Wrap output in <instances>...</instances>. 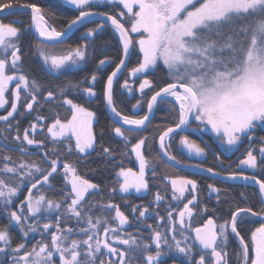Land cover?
Returning a JSON list of instances; mask_svg holds the SVG:
<instances>
[{"label": "snow or ice", "instance_id": "6c2138e0", "mask_svg": "<svg viewBox=\"0 0 264 264\" xmlns=\"http://www.w3.org/2000/svg\"><path fill=\"white\" fill-rule=\"evenodd\" d=\"M67 3L79 14L70 19L63 31H58L46 19L45 9L36 3L0 0V109L5 112L0 115L4 125L0 128V214L7 220L0 226V264H264V222L250 230L249 236L242 235L243 226L252 222L250 218L264 221V136L255 134L257 128L264 129V0ZM101 6L122 8L111 12L99 10ZM22 12L30 13L27 28L5 19L6 15ZM90 23L95 27L84 32L86 42L82 46L60 56L40 50L34 53L39 66L33 69L25 65L22 37L28 28H34L45 41L63 42L74 29ZM108 29L117 34L124 57L129 56L134 45L129 33L138 34L135 44L141 58L129 74H144L138 91L141 96L146 90L151 92L143 115L122 114L115 106V78L125 66V59H120L115 70L106 75V81L101 69L110 59L96 57L94 47L89 59L95 38ZM158 66L165 73L159 83L149 78L151 70ZM74 70L86 74L75 81L56 82L59 76ZM49 75L56 79H46ZM13 82L15 86L10 91ZM98 84L102 85L100 96L117 118L113 123L118 126L110 134L121 138L128 154H134L138 162V171L123 167L122 159L114 163L115 150L101 145L105 166L112 165L118 178V189L114 186L108 193L103 192L102 184L78 174L79 160L76 165L62 161L56 148L49 151L45 140L35 138L43 129L51 143L63 146L65 157L73 153L78 157L90 155L97 144L93 131L96 113L79 100L97 97ZM122 87L133 92L128 79ZM159 104L169 105L175 117L172 124L154 139V148L149 147L146 136L132 143L125 132H143ZM46 107H67L71 116L61 119L58 112L44 116L41 112ZM132 107H143L142 100L137 99ZM21 119L27 120V126H21ZM208 129L225 150L247 141L243 158L238 161L240 170L228 172L223 178L258 186V191L252 193L257 197L254 204H248L247 194L241 192L247 206L237 204L234 210L230 208L223 222H218L219 217L208 216L202 226L193 228L189 221L195 213L207 214L210 210L207 205L199 207L198 194L202 189L197 179L188 176H161L165 192L169 188L171 191L163 214L159 209L165 196L159 190L147 205L114 202L117 191L128 194L150 190L149 173L154 180L159 171L148 155L153 150L161 162L220 176L213 167L185 163L169 152L173 134L179 136L183 132L186 134L180 136L179 146L189 156H204L205 147L190 139L189 134ZM33 147L43 150L40 163L29 159L17 162L5 154L18 152L27 158L34 154L30 151ZM213 155L219 160V155ZM247 169L252 173L248 174ZM57 176L63 182L60 201L41 191L46 186L55 190L53 182ZM206 188L209 196L217 194L220 203L221 190L213 184ZM101 194L110 199H92ZM257 206L258 211L254 210ZM130 227L133 231H128ZM13 228L21 234L18 243L13 240ZM31 234L40 239L31 243L27 239Z\"/></svg>", "mask_w": 264, "mask_h": 264}, {"label": "flooded vegetation", "instance_id": "af4514ba", "mask_svg": "<svg viewBox=\"0 0 264 264\" xmlns=\"http://www.w3.org/2000/svg\"><path fill=\"white\" fill-rule=\"evenodd\" d=\"M33 2H35L37 5L45 9V12L47 13L46 19L48 20L49 24L55 26L58 31H62L66 27L70 19H74L79 14L78 11L72 5L67 3V0H33ZM120 8H122V6H120ZM120 8H107L101 6L99 10L116 12L119 11ZM5 19L15 20L17 21L18 26L22 28H27L28 24L30 23V13L22 12L16 16L6 15ZM92 27H95V24L90 23L83 27L75 29L73 33L66 40H64L63 42H58L53 44L50 43L47 44L38 40L34 36L32 32V28H28L24 36L22 37L23 49L26 54L25 65L27 67H32L33 69H36L40 64V61L37 59L34 53L40 50H43L48 55L60 56L67 54V52L71 48H75L76 46H82L86 42L83 38L84 32H86L88 28H92ZM131 34L132 33H130V35ZM111 36H113L115 39L113 40ZM93 47L95 49L96 57L98 58L108 57L111 61L109 64H106L103 69H101V71L104 72V80L106 81V75L110 74L111 71L115 68L116 64L119 62V41L117 40L115 33L111 32V30L108 29L104 33L98 35L95 38V44L90 46L89 48V59L92 58ZM139 59L140 57H136L134 55L131 57V60H133L135 63L134 64L132 63L129 67L127 64L126 66V69L128 67L127 74L123 78L124 80L125 79L129 80V84L130 87L133 88V92L129 93L127 90L125 91L123 90L122 83L124 80L123 79L120 80L122 74L120 75V77L119 76L117 77L114 84L115 106L119 111L123 110L126 112V114L129 115L135 113L143 115L146 112V105H144V107H142L141 110H139L138 112H135L132 107V105L136 103L137 99L142 100V96L138 91V85L139 82L144 78V74H138L136 77H132L129 74V70L137 66ZM81 67L86 68L89 67V65H81ZM31 74L32 73H30V75ZM85 74L86 73L84 72H79L74 70L73 73L59 76L58 79H56V77H53L51 75L46 76L45 78L56 79V82H67L68 80L75 81L77 78L82 79ZM149 78H151V76H149ZM14 86H15V82H13V84L9 86L10 91L12 88H14ZM101 87L102 85L100 84L97 85V92H98L97 97L94 98L82 97L79 100V102L82 103L85 107L96 113V118L93 120V131L97 135V144L94 151L90 150L91 152L90 155L78 157L75 153H73L72 155L65 157V153L63 152V146H57L51 143L50 138L46 133V130L43 129L38 130L35 138L37 140H45L47 142V149L49 151L52 150L53 148H56L59 151L60 160L65 162H71L74 165H76L77 160H79L80 162L77 165L78 174L81 175L83 178L90 180L93 183L102 184L103 192L108 193L109 190L114 186L118 189V183H116L118 178L115 177L112 165L105 166L104 159L101 153V145L105 147H110L115 150L116 161L114 163H119L120 160L122 159L123 167L125 168L131 167L133 168L134 171H138V162L135 161L134 154L132 155L128 154V150L125 148L122 139L110 134L111 129L114 126H118V125L113 123L114 120L108 114V111L105 107V102L99 94ZM122 97L126 99L127 103H125L126 101L124 102V99H122ZM157 106L154 108L153 116L152 119L150 120L151 122L154 120V117L158 112L156 111ZM163 106L165 107L162 113L160 114L158 113L159 115H162L163 118L159 120L157 127L154 126L148 129V125L151 123L150 122L148 123L146 129L143 132L140 133L137 132L129 133L127 131L125 132V135H128L130 139H132V143H135L136 139L141 138L142 136H146L149 147L150 148L155 147V145L153 144L154 139L158 137L160 132H162L168 126H170L175 118L174 114L170 111L169 105L162 104L159 107H163ZM56 112L59 113V118L61 119H68L71 116V113L68 111L67 107H62L58 109L46 107L41 112V114L44 116L51 117ZM3 114H5L4 110L0 109V115ZM48 122L50 123L51 121L49 120ZM164 124H166V127L162 128L159 131L158 128H160ZM3 126H4L3 122H0V128H2ZM21 126L22 127L27 126V120L21 119ZM101 132H103L102 139L100 137ZM184 134L186 133L180 132L179 136L173 134L174 142L172 147L169 149V152L176 155L179 159H181L185 163H201L205 167H213L217 172L221 173L220 176L213 178V177L177 169L167 164L166 162H161L160 157L157 155V152L153 150L150 151L148 155L149 158L153 161V163L157 165L159 171L157 173V177L154 180L151 179L149 173L150 190L148 192H141V193H135L133 190L128 194L119 193L117 191L114 198H112L114 199V202L121 205H125L126 203L147 205L150 201H153L155 193L159 190L160 194L162 196H165V200L159 209L161 214H163L165 210V206L170 202L171 191L169 188L167 193L165 192L164 184L161 182L160 179L161 176H168V177L188 176L189 178H195L198 180L200 187L202 189V191L198 194L200 198L199 207L202 209L205 205H207L210 211L207 214L203 213L202 211H197L194 217L191 218V220L189 221L191 227L193 228L202 226V224L206 221L208 216H212L214 219L219 217L220 219L218 220V222H223V220L227 217L230 208L234 210L237 204H239L240 207L247 206L244 200L241 199L240 196L241 192H245L247 194L248 204H254L256 202L257 197L252 195V193L258 191V186L250 182L247 184V186H245V182L243 180H229L223 178V176H225L228 172H235L240 170L238 166V161L239 159L243 158L242 153L247 147L246 140L242 144L237 145L236 147L230 150H225V146L220 144L218 138L214 133L211 132L210 129H208L205 132H195L194 134H189L190 139L196 141L202 147H205V155L201 157H196L195 155L189 156L187 154V151L179 146V138ZM255 134L257 136H264V129L257 128ZM30 151H32L34 154L27 158L22 157L21 154L18 152H6L5 154L11 155L13 160L17 162H19V160L21 159H29L35 163H40L41 158L43 156V150L33 147L32 149H30ZM213 153L219 155V160L215 158ZM221 161H223V163H221ZM246 172L248 174H251L252 170L247 169ZM53 184L55 190L47 189L46 186V188L41 189V191H43L48 198L54 199L56 201H60L62 197L60 195L59 189L63 186V182L61 181L60 177L57 176ZM207 184H213L221 190V192L219 193L220 203L217 202V194H212L211 196H209L208 189L206 188ZM26 194L27 193L25 192L24 195ZM66 194L67 191L65 192V195ZM92 199L94 200L103 199L104 202H107V200L110 199V197L101 194L100 196L92 197ZM172 203L175 204L176 202L173 201ZM178 207H182V205H178ZM212 209H219V211L213 213ZM254 210L258 211L259 210L258 206L254 207ZM1 216L2 217H0V226H2L7 222L6 217L4 215ZM187 219L188 218L186 217V220ZM250 219L252 222L243 226L242 235H244L245 237L249 236L250 230H254L255 227L259 226L260 222H264L261 221L259 217H252ZM148 223H152V221L149 220ZM128 231H133V228L131 227L128 228ZM38 239H40V237L35 238L34 240L36 241ZM229 250L231 251V249Z\"/></svg>", "mask_w": 264, "mask_h": 264}, {"label": "trees", "instance_id": "16d2710c", "mask_svg": "<svg viewBox=\"0 0 264 264\" xmlns=\"http://www.w3.org/2000/svg\"><path fill=\"white\" fill-rule=\"evenodd\" d=\"M29 2H33V0H29ZM35 3V2H34ZM111 38L114 40L115 38L113 37V36H111ZM134 54H132L131 55V57L133 56ZM120 56H121V49H120V45H119V59H120ZM135 56V55H134ZM131 57H130V60H129V63H128V67L133 63H135L133 60H131ZM128 67H127V69H128ZM127 69L122 73V75H121V77H120V80L121 79H123L125 76H126V74H127ZM150 76H151V78L150 79H152L153 81H155V82H157V83H159L160 81H162V80H164L165 79V73H164V71L162 70V67H157V68H155V70L150 74ZM148 93H150V92H147L146 94H148ZM122 99H124V102L126 101V99L124 98V97H122ZM125 103H127V101L125 102ZM128 107V106H127ZM143 107H144V105H143ZM160 110V111H159ZM164 109H159V106H157V108H156V111H158L157 112V114L155 115V117H154V120L148 125V129L149 128H152V127H154V126H156L157 127V125H158V122H159V120H161L163 117H162V115H159L160 113H162V111H163ZM123 114H126V112L125 111H121ZM159 113V114H158ZM142 114V113H141ZM164 127H166V124H164L163 126H161L160 128H158L159 129V131L162 129V128H164Z\"/></svg>", "mask_w": 264, "mask_h": 264}, {"label": "water", "instance_id": "95a60500", "mask_svg": "<svg viewBox=\"0 0 264 264\" xmlns=\"http://www.w3.org/2000/svg\"><path fill=\"white\" fill-rule=\"evenodd\" d=\"M66 27H67V25H66ZM65 27V28H66ZM64 28V29H65ZM63 29V30H64ZM62 30V31H63ZM75 30V29H74ZM73 30V31H74ZM73 31L67 36V37H65V38H63V41L64 40H66L72 33H73ZM32 32H33V34H34V36L38 39V40H40V41H42V42H44V43H50V44H53V43H58L59 41H45V40H43V38H41V37H39V35H38V33H36L35 32V29L34 28H32ZM116 35V37H117V34H115ZM117 40H118V37H117ZM119 41V40H118ZM119 45H120V48H121V57H120V59H125V66H123L122 67V69H121V72L118 74V76L120 77V75L123 73V71L126 69V66H127V64H128V62H129V59H130V56H131V51H132V48H131V50H130V54H129V56H127V57H124V55H123V53H122V45L120 44V42H119ZM119 59V60H120ZM115 70V68L112 70V71H114ZM111 71V72H112ZM111 74V73H110ZM117 76V77H118ZM117 77L115 78V80L117 79ZM105 107H106V109H107V111H108V114L110 115V117L114 120V121H116L117 120V118L113 115V113L111 112V110L108 108V106H107V104L105 103ZM147 110V109H146ZM154 111V110H153ZM152 116H153V112H152V114H151V117H150V120L152 119ZM125 128H127L128 126H124ZM177 131H180V130H177ZM166 159V158H165ZM167 164H169V165H171V166H173V167H175V168H177V169H180L179 167H177V166H174L173 164H172V162H166ZM180 170H184V169H180ZM185 171H189V172H193V173H196V174H200V175H205V176H209V177H212L209 173H207V172H200V171H198L197 169H195V168H188V169H186ZM216 177H218V176H216ZM216 177H213V178H216ZM251 183V182H250Z\"/></svg>", "mask_w": 264, "mask_h": 264}, {"label": "rangeland", "instance_id": "374dc122", "mask_svg": "<svg viewBox=\"0 0 264 264\" xmlns=\"http://www.w3.org/2000/svg\"><path fill=\"white\" fill-rule=\"evenodd\" d=\"M127 21V18H125V22ZM126 26L130 27V25L128 23H126ZM130 34V33H129ZM132 38H133V41H134V45L132 46V51H131V55L134 54L136 57H140L141 58V54L139 53V50H138V45L135 44V41L139 38L138 37V34H134L132 33L131 34ZM121 49V48H120ZM121 57V56H120ZM131 57V56H130ZM158 67H161V66H158ZM155 69L151 70V72H153ZM124 80V79H123ZM123 84V83H122ZM123 90L125 91V89L123 88ZM148 91H146L147 93ZM151 95V92L148 93V94H145L144 96H142V104L143 105H146V101L147 99L150 97ZM141 100V99H140ZM162 105V104H159V106ZM165 106L163 107H159L160 109H164ZM142 108V107H141ZM141 108L139 109H134L135 112H138L139 110H141ZM1 215L3 214H0V217H2ZM12 237H13V240L14 242H20V240L22 239L21 237V234L19 233V230L16 229V228H13L12 229ZM35 238H39V235L37 234H31L27 239L28 241H30L31 243H35ZM31 243L29 244V248L31 247Z\"/></svg>", "mask_w": 264, "mask_h": 264}]
</instances>
